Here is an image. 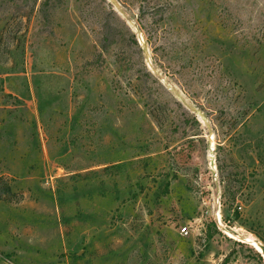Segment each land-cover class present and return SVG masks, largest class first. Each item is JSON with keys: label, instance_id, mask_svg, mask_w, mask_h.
Here are the masks:
<instances>
[{"label": "rangeland", "instance_id": "obj_1", "mask_svg": "<svg viewBox=\"0 0 264 264\" xmlns=\"http://www.w3.org/2000/svg\"><path fill=\"white\" fill-rule=\"evenodd\" d=\"M45 1L0 0V264H264V0Z\"/></svg>", "mask_w": 264, "mask_h": 264}, {"label": "water", "instance_id": "obj_2", "mask_svg": "<svg viewBox=\"0 0 264 264\" xmlns=\"http://www.w3.org/2000/svg\"><path fill=\"white\" fill-rule=\"evenodd\" d=\"M111 2L116 6V4L113 0ZM259 249H260V252H258V253H260L261 257L264 259V247L259 244Z\"/></svg>", "mask_w": 264, "mask_h": 264}, {"label": "built area", "instance_id": "obj_3", "mask_svg": "<svg viewBox=\"0 0 264 264\" xmlns=\"http://www.w3.org/2000/svg\"><path fill=\"white\" fill-rule=\"evenodd\" d=\"M180 234L186 236L188 234L187 228L186 227L180 228Z\"/></svg>", "mask_w": 264, "mask_h": 264}, {"label": "trees", "instance_id": "obj_4", "mask_svg": "<svg viewBox=\"0 0 264 264\" xmlns=\"http://www.w3.org/2000/svg\"><path fill=\"white\" fill-rule=\"evenodd\" d=\"M48 4V2H47V0L44 2V5H47Z\"/></svg>", "mask_w": 264, "mask_h": 264}]
</instances>
